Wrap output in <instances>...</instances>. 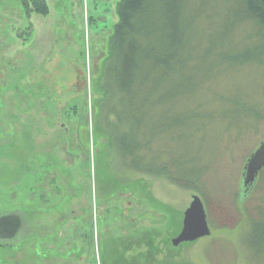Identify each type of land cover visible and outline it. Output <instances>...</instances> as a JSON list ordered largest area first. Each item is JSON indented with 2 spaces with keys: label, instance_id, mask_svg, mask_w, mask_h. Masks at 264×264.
<instances>
[{
  "label": "rangeland",
  "instance_id": "rangeland-1",
  "mask_svg": "<svg viewBox=\"0 0 264 264\" xmlns=\"http://www.w3.org/2000/svg\"><path fill=\"white\" fill-rule=\"evenodd\" d=\"M121 1L47 0V16H30L0 0V216L14 212L24 224L16 239H0V264H264V171L241 199L244 167L264 140V119L250 113L264 115V56L213 67L217 45L262 47V31L241 0H188L200 40L187 72L196 66L195 84L208 81L174 111L209 117L155 137L161 173L143 176L108 145L125 123L113 115L117 93L104 73ZM171 107L152 108L154 126ZM87 121L96 136L91 128L86 136ZM193 195L212 235L175 247Z\"/></svg>",
  "mask_w": 264,
  "mask_h": 264
},
{
  "label": "trees",
  "instance_id": "trees-1",
  "mask_svg": "<svg viewBox=\"0 0 264 264\" xmlns=\"http://www.w3.org/2000/svg\"><path fill=\"white\" fill-rule=\"evenodd\" d=\"M15 1L20 2L30 16L32 14L47 16L50 12L47 0ZM241 2L245 19L260 29L264 37V0ZM117 15L119 22L114 27L109 65L104 73H108L106 76L113 80V90L117 93L115 95L117 101L114 98L113 115L125 123L123 122L121 137L116 132V136L110 137L108 145H111L116 153L114 156L118 157L120 164L126 169L129 168L143 176H155L159 175L161 170L157 165L158 158L152 154L154 138L165 131H181L185 127H191V121L198 118L205 120L209 117L198 110L193 112L188 108L182 113L174 111L182 100L192 98L198 91L195 89L208 81L206 76L200 85L195 84L196 75L190 73L196 71V66L190 73L187 72L192 64L195 65L199 61L200 30L196 27L198 16L190 9L188 0H122L118 5ZM225 46L217 45L216 50H219L216 54L222 56V59L219 64L214 63L213 67L251 65L259 57L264 56V45L243 48L238 46L231 50ZM211 55L209 52L207 57ZM102 91L104 98L101 104L105 106L104 103L108 99L105 94L106 91L109 94V91L105 89ZM156 92L159 94L154 99ZM121 102L126 112L119 117L117 109ZM168 104L172 105L171 112L167 113L166 109L161 111L154 126L152 108L155 106L164 108ZM237 105L246 106L242 103ZM98 110L100 113L98 111L97 120L102 118V106ZM250 113L257 121L264 119V115L254 107ZM73 114H77L78 117L80 115V118L82 115L75 109ZM123 115L125 118H122ZM222 116H227V113ZM167 119L169 124L166 126L164 121ZM84 127L88 138L91 131L93 133L91 137L96 136L95 127L91 128L88 121ZM86 143L89 148L90 141ZM163 174L169 175L167 170ZM182 178L180 176L178 180L183 181ZM250 193L244 194L242 190L241 199H246ZM107 213L111 218L117 211L112 214L109 210ZM252 222L251 225L259 226L258 223ZM23 226L22 218L14 212L0 216V239H16L21 234Z\"/></svg>",
  "mask_w": 264,
  "mask_h": 264
},
{
  "label": "water",
  "instance_id": "water-1",
  "mask_svg": "<svg viewBox=\"0 0 264 264\" xmlns=\"http://www.w3.org/2000/svg\"><path fill=\"white\" fill-rule=\"evenodd\" d=\"M264 171V140L258 149L248 159L244 171L242 190L248 194L255 187L260 174ZM212 230L208 223V215L202 199L193 195V201L185 213L181 234L173 241L175 247L182 243L194 242L198 239L210 237Z\"/></svg>",
  "mask_w": 264,
  "mask_h": 264
},
{
  "label": "crops",
  "instance_id": "crops-1",
  "mask_svg": "<svg viewBox=\"0 0 264 264\" xmlns=\"http://www.w3.org/2000/svg\"><path fill=\"white\" fill-rule=\"evenodd\" d=\"M31 21H32V19H31ZM33 25H34V23H32ZM35 26V28H36V25H34ZM34 31H35V29H34ZM38 37H39V34H38V36L37 37H35L36 38V41L38 40ZM52 39H53V37H52ZM36 43V42H35ZM35 43H34V46H35ZM32 46V45H31ZM30 53H32V54H30V56H29V60H33V61H35L36 60V56L33 54V50H32V48H31V50H30ZM36 53L38 54V57H40L41 55L39 54V52L38 51H36ZM16 57H17V55H16ZM42 57V56H41ZM15 59V58H14ZM18 60V59H17ZM42 63H44V58H42V61H41ZM14 67H15V65H14ZM30 70V69H29ZM32 70H35V69H32ZM16 72H17V70H15ZM19 71V70H18Z\"/></svg>",
  "mask_w": 264,
  "mask_h": 264
},
{
  "label": "flooded vegetation",
  "instance_id": "flooded-vegetation-1",
  "mask_svg": "<svg viewBox=\"0 0 264 264\" xmlns=\"http://www.w3.org/2000/svg\"><path fill=\"white\" fill-rule=\"evenodd\" d=\"M253 190V189H252ZM252 192V191H251Z\"/></svg>",
  "mask_w": 264,
  "mask_h": 264
}]
</instances>
